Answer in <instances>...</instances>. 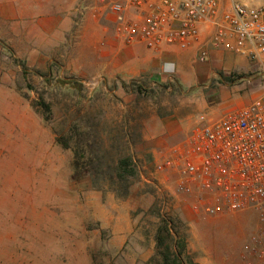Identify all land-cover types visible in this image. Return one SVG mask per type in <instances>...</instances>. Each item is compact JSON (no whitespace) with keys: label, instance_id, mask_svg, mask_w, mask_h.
I'll return each mask as SVG.
<instances>
[{"label":"rangeland","instance_id":"obj_1","mask_svg":"<svg viewBox=\"0 0 264 264\" xmlns=\"http://www.w3.org/2000/svg\"><path fill=\"white\" fill-rule=\"evenodd\" d=\"M42 1L0 0V264H153L165 251L158 228L171 219L186 264H243L255 213L197 212L194 198L176 193L177 176L156 165L199 115L218 119L264 95V59L220 51L199 63L192 50L184 68L124 89L120 79L75 73V20L65 44L14 36H25L27 6Z\"/></svg>","mask_w":264,"mask_h":264},{"label":"built area","instance_id":"obj_2","mask_svg":"<svg viewBox=\"0 0 264 264\" xmlns=\"http://www.w3.org/2000/svg\"><path fill=\"white\" fill-rule=\"evenodd\" d=\"M75 24L106 20L125 46L152 52L194 50L196 61L226 51L264 59V5L236 0H78ZM171 73L174 69L170 70ZM160 174L176 175V193L210 215L252 211L260 229L244 245L243 264H264V95L218 119L201 114L189 134L164 153Z\"/></svg>","mask_w":264,"mask_h":264},{"label":"crops","instance_id":"obj_3","mask_svg":"<svg viewBox=\"0 0 264 264\" xmlns=\"http://www.w3.org/2000/svg\"><path fill=\"white\" fill-rule=\"evenodd\" d=\"M77 1L57 0L53 3L50 0H44L30 8L27 6L25 36L20 30L15 32L14 36L25 37L27 44L33 35L34 38H39L45 43L54 40L55 43L65 44L73 33L75 16L72 10ZM19 9L21 8L13 11L16 14L15 22L17 23L24 21ZM29 25L32 26L31 31H29ZM75 26L79 27L77 30L81 32L80 40L73 48L75 73L80 75L104 77L107 81L120 79L124 83H129L143 78L145 74H151L154 81H159L165 78L164 75L168 71L184 68L192 53L171 49L152 52L140 44L125 46L116 37L112 26L100 24L93 17L88 18L81 26L76 24ZM86 52H89L88 56H84ZM253 100L254 96L251 95L246 101L229 106L227 112L246 106ZM191 215L189 217L193 218ZM255 215V231L251 236L260 229L259 218L256 213ZM242 252L243 250L239 251L238 259L242 256Z\"/></svg>","mask_w":264,"mask_h":264},{"label":"trees","instance_id":"obj_4","mask_svg":"<svg viewBox=\"0 0 264 264\" xmlns=\"http://www.w3.org/2000/svg\"><path fill=\"white\" fill-rule=\"evenodd\" d=\"M13 53L12 49H9ZM134 83V81H132ZM122 87L128 89V84L122 82ZM46 113H50V108L47 104L41 103ZM46 121L50 118H46ZM68 147V144H63ZM171 240V241H170ZM175 241V243H173ZM158 248H164V252H159L157 257L153 259V264H186L184 252L186 250L185 238L180 234V230L176 223L171 220H164L161 222L158 228ZM170 242L169 244H167ZM177 245V248H181L182 251L174 253L172 248ZM188 259V258H187ZM189 263H191L189 261Z\"/></svg>","mask_w":264,"mask_h":264}]
</instances>
